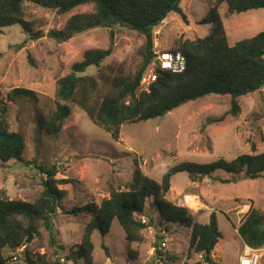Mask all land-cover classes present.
Instances as JSON below:
<instances>
[{"label": "rangeland", "instance_id": "374dc122", "mask_svg": "<svg viewBox=\"0 0 264 264\" xmlns=\"http://www.w3.org/2000/svg\"><path fill=\"white\" fill-rule=\"evenodd\" d=\"M212 3L213 0H179L186 20L174 12L167 15L153 28L152 49L175 47L178 38L205 36L209 25L200 21ZM93 9L92 4H84L59 14L55 9L25 2V19L33 32L42 31L43 36L27 39V33L19 25L0 28V98L7 108L9 131L21 132L25 142L20 161L0 160V193L4 191L10 199L33 202L43 189L42 180L46 175L41 168L55 166L57 187L65 190L53 217L56 244L62 248L49 245V233L41 219L37 220L38 234L26 245L31 254L44 255L47 263L59 260L64 264H84L77 255V244L88 216H73L65 211L107 198L112 191L126 189L136 168L160 181L162 173L179 162L206 164L220 157L231 160L240 154L264 151V86L237 98L240 110L236 116L224 115L230 107L228 95L209 94L148 120L124 123L118 139L94 124L78 106L67 103L69 114L61 130L56 136L48 135L42 125L56 108L57 79L84 51L106 48L112 41L113 51L107 61L116 73L121 70L124 74H133L142 60L145 38L126 27L116 26L112 40L110 29L103 27L87 29L63 42L47 34L51 29L60 28L70 15ZM226 9V4H222L218 11L229 44L264 31V8L230 17H225ZM87 73L98 77L94 67ZM14 88H25L32 94L8 100L7 94ZM222 115V120L204 125L207 120ZM232 176L215 171L210 178L191 181L186 172H179L172 178L166 195L174 204L181 201L186 205L198 222L207 221L209 214L215 212L218 229L223 232L217 249L220 264H238L243 245L236 228L249 207L264 214V175L235 182L230 181ZM142 218L145 223L151 218L153 223L143 231L140 259L135 260L139 249L128 246L125 250V235L117 219H113L112 227L104 236L98 231L92 233L93 264L196 262L198 257L193 252L186 258L190 228L175 223L166 227L151 198ZM156 236L167 241L165 261H158L160 252L152 251ZM262 248H258L261 253L258 264H264ZM22 249L5 251L6 256H12L8 264H27L24 255H20Z\"/></svg>", "mask_w": 264, "mask_h": 264}, {"label": "trees", "instance_id": "16d2710c", "mask_svg": "<svg viewBox=\"0 0 264 264\" xmlns=\"http://www.w3.org/2000/svg\"><path fill=\"white\" fill-rule=\"evenodd\" d=\"M25 2L55 9L59 14L79 5H93V11L72 14L60 28L48 31L47 34L57 42L96 27L109 28L112 40V30L116 26L134 30L145 38L142 60L133 74H124L121 70L116 73L114 66L108 63L113 51L112 41L106 48L84 51L81 58L57 79L56 108L42 125L48 135L56 136L61 130L69 114L67 103L78 106L94 124L102 127L113 139H118L124 123L148 120L186 101L209 94L228 95L230 107L224 115L236 116L240 110L237 98L264 86V31L229 44L218 11L222 4H226L225 17H230L247 10L264 8V0H213L200 21L209 25L208 33L202 37L178 38L175 47L166 49L185 56V69L172 73L156 66V80L149 85V91L140 90V80L154 57L153 28L172 12L186 20L179 0H0V28L19 25L27 33V39H36L43 36V32L32 31L30 22L25 19ZM91 67L97 69L98 77L87 73ZM31 94L28 89L14 88L7 94V99L16 100ZM6 109L0 98V160L20 161L25 148L24 137L21 132L9 131ZM224 115L209 119L204 125L220 121ZM262 138L264 140V134ZM41 169L46 176L42 180L40 196L35 201L10 199L4 191L0 193V264H8L12 258L5 255L6 250L15 252L22 247L20 255H24L27 264H64L59 260L47 263L44 255H33L26 248L38 234L39 219L49 233V245L62 248L56 244L53 217L65 190L57 187L54 165ZM215 171L233 175L230 178L232 182L261 177L264 175V151L240 154L231 160L220 157L206 164L179 162L169 166L162 173L160 181L136 168L126 189L112 191L107 198L73 206L65 211L73 216H88L77 244L78 257L84 264H93L92 233L98 231L104 236L113 219L119 222L127 243H142L143 231L153 223L151 218L147 223L141 219L151 198L166 227L175 223L191 229L186 258L189 259L193 252L195 255L201 253L204 261H212L213 251L222 239L215 212L209 214L206 223L198 222L186 206L174 204L166 199V195L171 188L172 178L179 172H186L191 181H197L212 177ZM236 231L245 245L264 247V214L250 206ZM160 240L162 238L156 236L154 245ZM159 252L156 249V253ZM199 263L196 260L191 264Z\"/></svg>", "mask_w": 264, "mask_h": 264}, {"label": "built area", "instance_id": "2783aa9c", "mask_svg": "<svg viewBox=\"0 0 264 264\" xmlns=\"http://www.w3.org/2000/svg\"><path fill=\"white\" fill-rule=\"evenodd\" d=\"M153 53L154 57L141 77L140 90L149 91V85L156 80V66L161 70H166L172 73H180L185 69L186 58L180 52H171L166 49L156 48L153 50ZM178 205L186 206L183 205L181 201L178 202ZM201 207L202 206H199V208ZM142 222H145L143 218ZM166 248L167 241L165 239H162L157 246L152 247V251H156V249L160 251L158 261H165L164 252L166 251ZM259 251L258 248H251L244 245L242 252L238 256V264H258L261 255ZM197 257L198 262H200L199 264H220L213 256L212 261H204L201 253L197 254Z\"/></svg>", "mask_w": 264, "mask_h": 264}, {"label": "crops", "instance_id": "0c3cea01", "mask_svg": "<svg viewBox=\"0 0 264 264\" xmlns=\"http://www.w3.org/2000/svg\"><path fill=\"white\" fill-rule=\"evenodd\" d=\"M198 218H200V217H198ZM209 219V218H208ZM208 219H207V221H208ZM114 221V220H113ZM207 221H202V222H204V223H206ZM112 224H113V222H111V225H110V228L112 227ZM220 232L222 233V235H223V232L220 230ZM236 233H237V231H236ZM123 235H124V232H123ZM238 235V234H237ZM239 237V236H238ZM218 244V243H217ZM241 244L244 246L245 244L241 241ZM128 246H130V248H132V249H136L137 248V250L139 249V253L137 254V256L135 257V260H138V259H140V257H139V255H140V246L138 245V244H136V243H127L126 241H124V247H125V250L127 251L128 250ZM218 246H219V244L215 247V250L213 251V255H214V257H217V258H215L216 260H218V254H217V249H218ZM262 248V247H261ZM263 249V248H262ZM167 259V256L165 255V260ZM155 261H156V263H157V260L156 259H154Z\"/></svg>", "mask_w": 264, "mask_h": 264}, {"label": "water", "instance_id": "95a60500", "mask_svg": "<svg viewBox=\"0 0 264 264\" xmlns=\"http://www.w3.org/2000/svg\"><path fill=\"white\" fill-rule=\"evenodd\" d=\"M165 112H167V111H164V112H163V113H161L160 115L164 114Z\"/></svg>", "mask_w": 264, "mask_h": 264}]
</instances>
